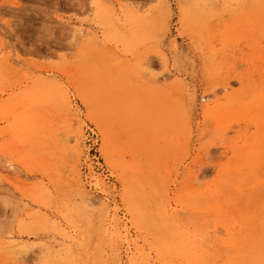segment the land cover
<instances>
[{
  "label": "rangeland",
  "instance_id": "obj_1",
  "mask_svg": "<svg viewBox=\"0 0 264 264\" xmlns=\"http://www.w3.org/2000/svg\"><path fill=\"white\" fill-rule=\"evenodd\" d=\"M0 264H264V0H0Z\"/></svg>",
  "mask_w": 264,
  "mask_h": 264
},
{
  "label": "bare ground",
  "instance_id": "obj_2",
  "mask_svg": "<svg viewBox=\"0 0 264 264\" xmlns=\"http://www.w3.org/2000/svg\"><path fill=\"white\" fill-rule=\"evenodd\" d=\"M103 155L105 156V159L108 161V163H110L109 157L105 151H103Z\"/></svg>",
  "mask_w": 264,
  "mask_h": 264
}]
</instances>
